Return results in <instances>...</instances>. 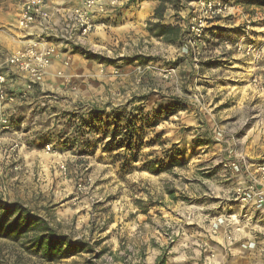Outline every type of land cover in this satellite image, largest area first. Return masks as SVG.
Here are the masks:
<instances>
[{"label": "rangeland", "instance_id": "rangeland-1", "mask_svg": "<svg viewBox=\"0 0 264 264\" xmlns=\"http://www.w3.org/2000/svg\"><path fill=\"white\" fill-rule=\"evenodd\" d=\"M206 1L166 3L163 23L187 34L180 45L153 38L148 24L155 20L148 21L145 36L135 31L140 42H122L123 30L119 36L94 34L86 51L97 57L81 60L80 76H71V85L59 79L70 94L56 95L57 109L36 120L51 153L39 142L32 146L35 140L23 132L36 128L38 106L16 108L18 134L0 152V199L19 203L58 236L82 240L90 250L47 263L30 248L29 236L0 237V264H204L206 225L227 243L233 234L232 246L258 248L259 230L245 236L244 226L253 228L259 220L263 228L264 214L239 223L227 216L240 213L235 190L264 163V4L259 5L264 0H221L235 9L215 20H207ZM194 26H201L199 36ZM0 32L5 44L11 41L12 33ZM109 39L120 42L110 45ZM124 51L130 57H119ZM10 52L0 47V73L7 71ZM174 101L183 102L186 111L148 128L152 110ZM92 110L106 115L95 118ZM126 121L137 122L141 145L106 151L113 135L124 141L118 135L128 130ZM87 129L100 143L80 156L73 143ZM207 140L211 144L201 145ZM15 143L19 151L9 154ZM134 158L138 162L132 164ZM176 159L185 166L174 167ZM151 161L164 172L142 170ZM237 227L243 232L235 233ZM255 233L257 245L247 248ZM208 254L223 262L217 251Z\"/></svg>", "mask_w": 264, "mask_h": 264}, {"label": "built area", "instance_id": "built-area-1", "mask_svg": "<svg viewBox=\"0 0 264 264\" xmlns=\"http://www.w3.org/2000/svg\"><path fill=\"white\" fill-rule=\"evenodd\" d=\"M79 1L77 6L63 13L59 9H49L48 0H25L22 3L17 21L18 31L30 34L31 31L38 29L39 33L36 37H32L34 35L31 34V38H28L24 46L6 58L7 71L0 73V152L4 142L1 136L16 132L15 109L17 105L27 101L34 87L40 84L48 74L53 60H63V65L68 67L70 59H63L62 56L81 51L87 52V41L98 24L103 18L108 20L113 18L116 10L125 4V0ZM204 5L207 20L225 18L235 9L221 0H208ZM60 14H63L61 22L58 25L53 24ZM192 30L196 36L200 30L202 32L201 26H194ZM249 48L250 53L253 47ZM56 76L68 86L72 84L71 76L62 71H59ZM15 80L23 82V90L17 93L11 91ZM41 106L46 107L47 102H42ZM19 149V145L15 143L7 152L14 154ZM43 151L47 154L51 153V145H45ZM234 169L240 170L235 165ZM15 170H18V167ZM249 175L250 179L246 177L247 181L235 190L234 201L241 204V209L240 213L227 216L229 222L251 221L257 218V214L261 219V215L264 214V163L258 165ZM242 229V227H237L235 233H242ZM257 239L258 233H255L244 245L247 248H255ZM227 241L231 244L234 241V235L228 233Z\"/></svg>", "mask_w": 264, "mask_h": 264}, {"label": "crops", "instance_id": "crops-1", "mask_svg": "<svg viewBox=\"0 0 264 264\" xmlns=\"http://www.w3.org/2000/svg\"><path fill=\"white\" fill-rule=\"evenodd\" d=\"M25 0H0V29H7V32L4 33H12L11 34V41H7V44L4 43L3 36L0 34V47L2 46H8L10 49V55L13 54L15 51L20 49L22 46H24L28 41V38H31L30 35H34L32 37H36V35L39 33L38 29H35L30 32V34L21 33L17 29V21L18 17L21 11L22 3ZM80 3L79 0H48V7L51 10L59 9L61 12H65L71 7H75ZM124 5L118 8L113 15V18L110 20L103 18L102 22H100L96 28V30L90 35L88 39V44L92 43V36L94 34L96 35L99 31H107L111 32L112 34H116L119 36L120 30H123L122 36H119V39L124 42L127 40L126 38H135L136 32L142 33V36L146 35V27L148 21H154V14L156 8L161 3L160 0H125ZM63 14L58 15L55 20L53 21V24L58 25L61 20L63 19ZM117 15L119 17H117ZM117 21V22H116ZM10 27V28H9ZM255 30V29H253ZM136 31V32H135ZM1 33V32H0ZM133 37H131V36ZM140 38L143 37H136L135 40L140 42ZM119 39L111 40L109 39L108 43L110 45L118 44L120 41ZM116 41V42H115ZM6 42V41H5ZM135 42V41H133ZM5 44V45H4ZM63 59H70V65L68 67H65L63 65V60H53L48 74L44 77L43 81L36 85L30 94V97L25 101L24 103H21L17 105L16 108L20 107H26L31 106L33 107L38 106L37 110L39 111L36 116L33 118V122L36 126V120L44 114H46L50 109H57L56 106L59 105V103H54L53 100L57 99L56 95L60 96H68V93L71 92L70 89H66L63 87L62 82L59 80V78L56 76V74L59 71H62L64 74H68L74 78H76L79 75V65L81 63V60L86 58L85 55H83L81 52H75L73 54H66L62 56ZM119 57H130L129 53L124 51V53L120 54ZM3 66V62H0V67ZM80 76V75H79ZM75 81V80H74ZM82 87H84L82 85ZM86 90V86L84 87ZM23 90V82L15 80L12 83L11 91L12 92H20ZM84 90V91H85ZM83 92L82 90L80 93ZM70 94V93H69ZM52 97V98H51ZM50 98V99H49ZM66 99V97H64ZM47 102L46 107H42L41 103ZM54 103V107L53 104ZM42 107V108H40ZM45 108V109H43ZM48 108V109H46ZM19 110V109H18ZM17 109H15V113L17 115ZM31 110H33L31 108ZM20 111V110H19ZM23 125V123H22ZM41 126H36V128L31 129H24L23 132L25 134H31V137L29 139L35 140L32 143V146L35 142L38 141V136L40 132ZM37 130L35 134L33 133L34 130ZM17 132L7 133L3 134L4 142H8L10 139H12L14 136L18 134ZM20 133V132H19ZM44 147V145H42ZM43 149V148H42ZM258 215V214H257ZM207 221V219H206ZM256 225L255 227H248V225L244 226V233L243 235L249 236L253 230H259L260 237L258 242V248L255 250H249L242 247L241 244L235 243L233 246L226 242L225 236L220 235H214L211 233V225H206V260L204 264H264V227L262 228L260 226L259 220L254 221ZM208 245V246H207ZM228 245V246H227ZM218 252L223 257V262H216L215 260L210 258V255L207 253L210 252ZM194 264H198L197 261Z\"/></svg>", "mask_w": 264, "mask_h": 264}, {"label": "trees", "instance_id": "trees-1", "mask_svg": "<svg viewBox=\"0 0 264 264\" xmlns=\"http://www.w3.org/2000/svg\"><path fill=\"white\" fill-rule=\"evenodd\" d=\"M167 2H172V0H162L160 5L156 8L154 14L155 22H151L148 24V32L153 38H156L166 44H183L184 40H186L187 34L178 25H166L163 23L164 14L167 9ZM262 4L264 3L260 1L259 5ZM81 53L88 59L97 57L85 51H81ZM140 59L141 58L138 57L137 60ZM110 63L113 64L112 61H110ZM186 109L187 106L180 101H174L173 104L169 103L158 109H154L149 115L152 117L151 119L149 118L150 120H152V123L147 127L151 129L157 128L159 122L163 119V117L168 119L179 112L186 111ZM91 113L95 118H100V116L106 115L105 111L98 110H92ZM115 119L120 120L119 117H115ZM126 125H128V130H121V133L118 135L119 137L123 136L125 138L124 141L116 142L117 135H113L111 140L104 146L106 151L113 152L121 148L130 150L131 146L135 143L141 145V140L137 139V136L135 135L137 130H139L137 122L126 121ZM81 129L82 128L80 127L78 131H80ZM92 134V129H87L81 133H78V135L76 136V143L73 144L80 146V156L92 154L95 146L100 143V140L94 141V139H92ZM38 141L44 146L49 145V143L46 142V136L44 134H39ZM114 142H116L117 144L116 147L108 150V148H110V145ZM209 144H211V141L208 140L202 141L201 143V145L206 146H208ZM130 162L134 164L138 162V158H134ZM171 163L174 167L182 168L185 166V164L179 159L172 160ZM158 164L159 163H154L151 161L148 165L144 166L142 170L148 171L152 174L163 173V167H158ZM12 236H15V239L29 236L28 239L30 248L33 250L35 249L40 257L47 263H55L58 260L62 259L64 256L72 257L89 252L90 250L89 244L82 240L70 241L67 237L58 236L54 230L48 228L42 220L33 216L19 203H7L0 199V237L6 238ZM161 264H165V262H161Z\"/></svg>", "mask_w": 264, "mask_h": 264}]
</instances>
